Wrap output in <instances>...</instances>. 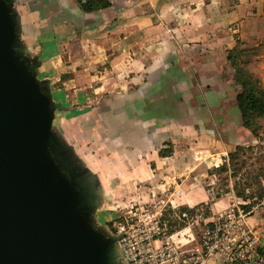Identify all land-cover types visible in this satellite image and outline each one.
Listing matches in <instances>:
<instances>
[{"label":"rangeland","instance_id":"rangeland-1","mask_svg":"<svg viewBox=\"0 0 264 264\" xmlns=\"http://www.w3.org/2000/svg\"><path fill=\"white\" fill-rule=\"evenodd\" d=\"M215 21L216 16H210L207 27L210 41H205L208 55L199 54L202 49L197 42H201V34L189 41L193 48L187 52L181 50L187 57L180 56L179 62L183 63V58L191 61V66L187 67L192 68V80L159 82V89L167 91L150 92L146 98L142 97L137 110L130 111L125 129L119 130L125 131V135L127 130L128 135L133 134V139L128 140L131 143L137 139V111L143 110L142 115L150 121L147 120L148 131L151 132L153 126L155 132L171 128V139L164 140L159 147L160 156L167 158L162 159L152 176L149 174L145 179L142 175L111 176L109 165L119 162L109 163L110 158H104L102 153L96 154L98 171H93L92 161L82 159L70 144L79 160L97 175L100 199L92 210L95 226L114 234L115 226L123 223L133 234L128 244L125 239L117 240L122 264H125L122 258L125 248L134 257L130 264H264V198L250 211H244L242 203L246 201L235 194L231 178L227 179L229 191L219 198L215 196L223 185L222 177L228 173L210 172L236 144L254 145L256 152L252 156L264 151V118H254L262 137L259 140L242 123L235 100L240 85L227 58L231 54L238 66L264 89V1L261 7L254 6L252 13H244L223 29ZM120 86L125 89V85ZM110 88L115 92V85ZM169 92L176 94L178 102L177 109L169 112L171 121L177 122L176 132L174 124L165 123ZM65 98L70 104L71 98ZM73 115L72 107L71 110H54L52 127L59 129L64 139L66 125L62 124ZM100 136L103 137V133ZM125 140L124 137L126 143ZM119 148L124 150V146ZM174 148L177 153H184L177 157L179 160L168 157L173 155ZM136 150L133 144L131 151ZM104 164L108 173L103 171ZM177 183L183 185L177 187ZM185 195L194 204L177 203ZM139 222H142L143 232H139ZM154 229L161 233L154 234ZM145 235L151 236V243L143 245L142 249L140 239ZM155 237L158 239L153 240Z\"/></svg>","mask_w":264,"mask_h":264},{"label":"crops","instance_id":"crops-1","mask_svg":"<svg viewBox=\"0 0 264 264\" xmlns=\"http://www.w3.org/2000/svg\"><path fill=\"white\" fill-rule=\"evenodd\" d=\"M263 1L110 0L109 6L90 11L82 10L76 0H13V6L19 15L20 39L38 78L47 81L53 98L64 105L61 109L74 111L72 119L62 124L66 141L82 159L92 161L93 171H98L96 154L102 153L110 158L109 163L119 162L118 167L109 165V173L108 163L104 164L103 171L111 176L142 175L145 179L167 158L158 150L164 140L171 139V128L155 132L153 126L150 132L144 110L137 111V139L131 143L133 134L119 132L125 129L130 111H136L141 98L150 92H166L159 89V82L192 80V68L187 67L191 61L179 62L180 56L187 57L181 50L193 48L189 41L201 34L199 54L208 55L205 41H210V16H216L215 22L223 29L244 13H252L254 6L261 7ZM110 85H115V92ZM169 93L165 123L174 124L176 132L177 122L171 121L169 112L177 109L178 102L176 94ZM121 146L124 150L120 151ZM183 155L174 148L168 157L179 160ZM177 203L194 204L187 195Z\"/></svg>","mask_w":264,"mask_h":264},{"label":"water","instance_id":"water-1","mask_svg":"<svg viewBox=\"0 0 264 264\" xmlns=\"http://www.w3.org/2000/svg\"><path fill=\"white\" fill-rule=\"evenodd\" d=\"M12 0H0V264H122L95 226L97 175L52 127L54 100L26 54Z\"/></svg>","mask_w":264,"mask_h":264},{"label":"trees","instance_id":"trees-1","mask_svg":"<svg viewBox=\"0 0 264 264\" xmlns=\"http://www.w3.org/2000/svg\"><path fill=\"white\" fill-rule=\"evenodd\" d=\"M76 2L85 11L107 7L111 4L110 0H76ZM227 58L234 67L235 80L240 85L235 100L242 123L252 131L256 138L261 140L262 137L254 125V118H264V89L242 67L238 66L231 58V54H228ZM254 147V145L236 144L233 149L222 156L221 163L210 170L211 173L214 171L228 173L222 177L223 185L216 190L215 196L219 198L222 193L229 191L227 179L231 178L235 194L246 201L242 203L244 211H250L254 204H258L264 198V151L252 156V153L256 152ZM158 152L160 154V150Z\"/></svg>","mask_w":264,"mask_h":264},{"label":"built area","instance_id":"built-area-1","mask_svg":"<svg viewBox=\"0 0 264 264\" xmlns=\"http://www.w3.org/2000/svg\"><path fill=\"white\" fill-rule=\"evenodd\" d=\"M140 225H142V222L138 223L139 232L140 231L143 232L144 229L140 228ZM159 233H161V230L154 229V234H159ZM115 234L120 235V238L118 239V241L125 239L126 244H128L129 240H131L132 235H133L132 232H130V230L128 229V227H125V225L123 223H119L117 226H115L114 235ZM150 238H151L150 235H145L144 237H142L140 239V241L142 242V249H143V245L151 243ZM157 239H158V237H155L153 240H157ZM122 258L124 259L125 264H130L132 258H134V257L130 256L128 249L125 248V254H124V250H123V257Z\"/></svg>","mask_w":264,"mask_h":264}]
</instances>
